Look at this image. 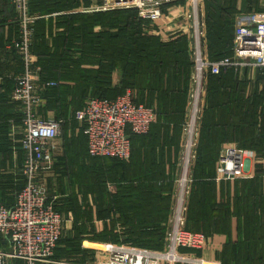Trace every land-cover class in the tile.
Wrapping results in <instances>:
<instances>
[{
  "label": "trees",
  "instance_id": "1",
  "mask_svg": "<svg viewBox=\"0 0 264 264\" xmlns=\"http://www.w3.org/2000/svg\"><path fill=\"white\" fill-rule=\"evenodd\" d=\"M50 1L53 6H48L47 0L32 3L33 11L42 17L34 30V63L41 69V83H55L45 89L42 98L62 122L65 170L75 184L70 203L60 206V198L55 203L56 210L75 224L71 234L59 241L58 246L65 244L66 249L57 247L52 260L88 255L82 249L85 238L161 251L166 244L188 118L194 71L189 38L178 34L162 40L151 33L150 22L139 18L135 10L66 14L46 23L48 15L71 10L75 0ZM242 1L246 4L243 13L264 11L259 8L260 0ZM203 3L209 60L231 57L237 0ZM48 38H52V46ZM236 71L231 68L206 78L207 98L191 167L185 229L207 237L225 235L222 264H264V90H250L248 80H240ZM256 71L258 80L264 82V69ZM115 73L119 74L117 84ZM127 90L135 104L155 108V124L146 135L128 131V161L90 157L85 127H80L76 114L90 98L115 100ZM3 105L9 107L0 100V108ZM227 142L255 152L258 161L253 179L216 181L221 146ZM82 153L95 162L79 171L74 166ZM76 186L83 192L82 204ZM94 196L98 198L96 206L89 200ZM84 219L105 221L107 226L87 230L81 223Z\"/></svg>",
  "mask_w": 264,
  "mask_h": 264
},
{
  "label": "built area",
  "instance_id": "2",
  "mask_svg": "<svg viewBox=\"0 0 264 264\" xmlns=\"http://www.w3.org/2000/svg\"><path fill=\"white\" fill-rule=\"evenodd\" d=\"M4 0H0V4ZM14 7L19 24L18 38L12 47L21 56L27 72L14 79L12 99L23 109V138L25 151L22 174L24 188L17 192L12 207L0 205V236L10 250L0 249V264L8 260H20L25 264H51L61 240L66 220L56 210V197H49L36 182L42 172L50 171L61 138L62 122L38 117L35 107L41 102L40 93L55 83H38L32 78L34 38L33 25L36 17L29 16V0H9ZM200 0H102L92 12L135 10L139 18L156 22L164 16L165 8L175 3H186V18L194 21L191 54L194 71L188 101V118L184 127V144L180 160L182 177L176 182L172 213L168 221L166 244L162 251L125 246L122 244L82 241V249L104 255L101 264H206L202 259L181 252L182 249L201 250L205 236L185 229L187 203L192 183L191 165L195 160L197 126L203 113L205 82L209 74L218 76L223 70L264 69V16L261 13L239 12L235 19V36L231 57L211 62L204 51L206 37L205 12ZM91 12V11H89ZM204 12V13H203ZM203 20V21H202ZM40 72V68H37ZM0 79L2 77L0 76ZM76 120L85 127L88 154L92 158L106 157L128 161L131 143L128 131L146 135L155 124V108L135 104L127 90L115 100L90 98ZM199 133V132H198ZM249 178L247 157L235 146L222 149L216 171V181L233 182Z\"/></svg>",
  "mask_w": 264,
  "mask_h": 264
},
{
  "label": "crops",
  "instance_id": "3",
  "mask_svg": "<svg viewBox=\"0 0 264 264\" xmlns=\"http://www.w3.org/2000/svg\"><path fill=\"white\" fill-rule=\"evenodd\" d=\"M201 0V4H202ZM237 10L239 12H245L246 4L242 0H237ZM259 5L264 10V0H260ZM205 11L204 4L201 5ZM253 12L255 10H252ZM204 13V12H203ZM251 13V12H250ZM264 16V11L261 13ZM203 21V20H202ZM205 21V19H204ZM151 24V33L158 35L162 40L168 41L178 34L187 35L189 38V46L191 48L192 35H193V26L194 21L188 20L186 18L185 5L182 3H175L164 10V16L156 21L150 22ZM19 33V24L16 20V13L14 7L12 6L9 0H4L0 4V100L6 102L9 107L4 105L0 108V205L11 206L14 203L15 196L19 190L24 188L26 185V179L22 174V169L25 160V151L21 148V141L23 138V109L22 106L13 101L12 94L14 90V79L23 76L27 72V68L23 63L21 56L18 52L12 47L13 41L18 38ZM206 34V29H205ZM49 46L53 45L52 38H48ZM33 46V45H32ZM204 51L205 55L208 58L207 50V40L204 39ZM32 58H35L33 53V47H31ZM209 59V58H208ZM30 68L32 73V78H34L38 83H41V69L40 72H37V66L32 62ZM238 77L240 80H248L250 84V90L262 92L264 90V82L258 80V74L256 70H237ZM114 84L119 82V74H114ZM12 85V86H11ZM40 93L41 102L38 106L35 107V112L38 117L44 120L56 119V112L53 109H50L47 100L42 98ZM207 91H206V82H205V92L203 95V112L206 104ZM203 116V113H202ZM78 122V121H77ZM80 127L81 123L78 122ZM72 125L69 129V135L71 136ZM200 133V123L197 126L196 131V140L199 139ZM75 135L79 134V129L74 133ZM58 150L54 159L53 168L50 171L42 172L38 176L36 182L42 187L43 191L51 198L56 197L60 198L61 203L69 202L71 198V186H70V177L69 173L66 172L65 168L68 166L65 165V155H67V148L64 145L63 140H58ZM78 144V143H77ZM76 144V145H77ZM198 145V143H197ZM228 146H235L245 153L247 157V174L249 178L242 180H249L255 177V164L258 161L256 159V154L252 150L242 149L237 143H223L221 150ZM72 149H74L72 147ZM70 148V151H72ZM197 149V148H196ZM192 167V166H191ZM179 174L177 175V180L182 177L180 165H179ZM191 177V176H190ZM192 178V177H191ZM113 189V188H112ZM263 189H264V176H263ZM115 192V191H113ZM79 199V198H78ZM92 205L96 206L98 204V198L94 196L92 199L89 198ZM64 218L66 220L65 227L68 235L71 234L72 228L74 226L73 219L70 217ZM83 226L87 230L96 229L102 230L105 229L107 224L105 221H89L84 219L82 222ZM80 225V223L78 224ZM70 233V234H69ZM205 236V235H204ZM205 245L201 250H192V251H183L184 254H187L191 257H197V259H202L206 264H222V253L224 247L227 243V237L225 235H212L205 236ZM83 240H94L85 238ZM103 243V242H99ZM108 243V242H107ZM0 249L2 251H9L10 244L0 236ZM58 249L65 250V244H60ZM85 251V250H84ZM64 256V255H63ZM60 256V258H80L75 260L78 264L83 262L84 264H89L91 259L95 258L94 264H101L106 258L104 255L96 252H88V255L70 254L68 256ZM82 258H87L82 260ZM91 258V259H89ZM93 260V261H94ZM91 263H93L91 261ZM6 264H25L20 260H8ZM41 264V263H37ZM167 264V263H162ZM186 264V263H182Z\"/></svg>",
  "mask_w": 264,
  "mask_h": 264
},
{
  "label": "rangeland",
  "instance_id": "4",
  "mask_svg": "<svg viewBox=\"0 0 264 264\" xmlns=\"http://www.w3.org/2000/svg\"><path fill=\"white\" fill-rule=\"evenodd\" d=\"M99 1H100V3H99ZM101 1L102 0H75L74 1V5H73V8L70 10H68V12L66 11V12H63V13H60V14H53V15H48L47 17H45V21H46V23L47 22H49V21H51V20H54V19H56L55 17H57V16H61V15H66V14H92V13H95V12H92L93 11V9H95L98 5H100L101 4ZM33 0H29V6H28V12H29V16H31V17H36L37 18V20H39L40 18H42L41 16H40V14H36L33 10H34V8H33ZM47 5L49 6V5H51V6H53V3L54 2H52V1H50V0H47ZM184 5H186V3H183ZM202 4H204L203 3V1H202ZM201 4V0L199 1V5H202ZM61 5V4H60ZM259 8L261 9L262 7L261 6H259ZM89 11H91V12H89ZM205 12V11H204ZM146 21H149V20H146ZM36 22L37 21H35V23H34V25H33V32H34V30H35V26H36ZM150 22V21H149ZM49 24V23H48ZM34 36H35V34H34ZM33 41H34V38H33ZM203 43H204V40H203ZM32 45H33V43H32ZM34 59L35 58H33V62H34ZM192 59H193V57H192ZM193 62H194V60H193ZM38 66V65H37ZM40 68V67H39ZM204 82H206L205 80H204ZM201 123V122H200ZM66 134V133H65ZM63 135H64V129H63V127H62V130H61V138L60 139H62L63 140ZM93 162H95V161H93V160H91V159H89L88 157H87V155H86V157L84 156V154L82 153V155H80V159H78V164H77V166H74V169H77V170H79V171H82L83 170V168L86 166H91L92 164H93ZM83 165V166H82ZM192 166V165H191ZM71 171H72V169H71ZM191 171V170H190ZM85 178V177H84ZM72 184H71V187H72V189H71V191H73V186L75 185V184H73L74 183V181H70ZM76 188V194L78 195V197H79V201H80V204H82L83 202H84V198H83V196H81V194L83 195V192H81V189L79 190V188L76 186L75 187ZM110 189H112V187H110L109 186V190ZM77 197V198H78ZM65 203H61L60 204V206H62V205H64ZM66 204H67V202H66ZM72 204V203H71ZM70 204V205H71ZM65 235H67L68 236V233H67V231H66V227H65V230H64V234H63V236H65ZM95 242H97V241H95ZM150 250V249H149ZM152 251H155V250H152ZM162 251V250H161ZM78 259H80V258H68V259H64V258H55V259H53L52 260V263L51 264H78L77 262H74L75 260H78ZM83 259V258H82ZM87 259V258H86ZM89 259H91V258H89ZM95 258H93V259H91V261L93 262V263H91V261H89V264H94L95 263V260H94ZM94 260V261H93ZM81 264H84V263H81Z\"/></svg>",
  "mask_w": 264,
  "mask_h": 264
}]
</instances>
